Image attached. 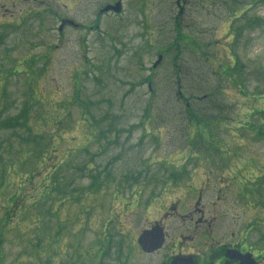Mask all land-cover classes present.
Segmentation results:
<instances>
[{"label":"rangeland","instance_id":"obj_1","mask_svg":"<svg viewBox=\"0 0 264 264\" xmlns=\"http://www.w3.org/2000/svg\"><path fill=\"white\" fill-rule=\"evenodd\" d=\"M210 173L264 237V0H0V264H153Z\"/></svg>","mask_w":264,"mask_h":264},{"label":"flooded vegetation","instance_id":"obj_2","mask_svg":"<svg viewBox=\"0 0 264 264\" xmlns=\"http://www.w3.org/2000/svg\"><path fill=\"white\" fill-rule=\"evenodd\" d=\"M198 176L201 183H186L181 189L184 199L164 207L159 219L139 234L141 256L150 257L153 264H264V237L253 240L248 237L250 230L223 231L220 209L225 191L216 190V173ZM151 231L161 234L164 243L147 254L139 239Z\"/></svg>","mask_w":264,"mask_h":264},{"label":"water","instance_id":"obj_3","mask_svg":"<svg viewBox=\"0 0 264 264\" xmlns=\"http://www.w3.org/2000/svg\"><path fill=\"white\" fill-rule=\"evenodd\" d=\"M110 11L116 14H120L122 12V3L119 2L115 6H108L104 9L103 13ZM66 25L75 26V24L71 21H63L60 27V31H62ZM160 62L161 58H159L158 63L154 67H157ZM163 243L164 240L162 239L161 234L159 235L156 231L145 232L139 239V244L142 250L147 254L160 249Z\"/></svg>","mask_w":264,"mask_h":264},{"label":"trees","instance_id":"obj_4","mask_svg":"<svg viewBox=\"0 0 264 264\" xmlns=\"http://www.w3.org/2000/svg\"><path fill=\"white\" fill-rule=\"evenodd\" d=\"M234 69H235V68H234ZM231 71H233V69L230 70V72H231ZM58 175H59V174H58ZM58 175H57V176H58ZM56 182H57V181H56V178H55V180L53 179V181H52L53 185H54V183H56Z\"/></svg>","mask_w":264,"mask_h":264}]
</instances>
